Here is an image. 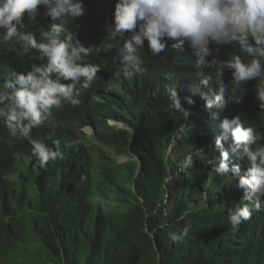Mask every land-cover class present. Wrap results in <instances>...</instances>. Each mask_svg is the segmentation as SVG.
<instances>
[{"label": "trees", "instance_id": "obj_1", "mask_svg": "<svg viewBox=\"0 0 264 264\" xmlns=\"http://www.w3.org/2000/svg\"><path fill=\"white\" fill-rule=\"evenodd\" d=\"M116 2L83 0L84 15L65 23L75 39L90 49L80 63L100 67L88 88L83 87V77L76 82L52 74L61 84L75 85L72 95L79 104L62 101L29 137L23 135V125L12 136L5 126L7 114L0 115V264H17L16 254L28 252L34 259L47 257L56 264H264V207L234 228L226 217L217 218L223 212L230 213L236 204L227 190L228 181L190 163L183 177L163 184V175L153 161L152 144L153 137L159 145L168 140L169 127H162L171 121L175 91L181 105L180 109L175 107V123L182 112H189L188 145L191 126L196 144L198 134L205 142L225 130L226 120L239 117L245 127L260 134L250 146L252 151L264 153V109L260 107L264 101L259 99L258 89L264 86V78L241 82L234 92L231 71L224 68L222 78L216 71L221 62L233 56H240L245 63L251 61L238 43H210V55L204 57L210 66H198V50L191 47L190 40L173 48L178 42L167 38L165 51L155 56L145 40L137 52L142 60L139 70L130 69L131 76L125 77L120 49L132 33L110 38ZM48 11L47 6H38L34 20L25 14L18 33L46 43L44 33L54 23H61ZM5 33L0 29V87L6 80L14 81L18 74L26 75L48 62L39 49L18 37L5 41ZM221 85L225 103L219 107L220 116L210 119L199 108L201 96L214 98ZM198 87V96L192 98ZM0 108L6 112L5 105ZM109 118L138 124L139 134L131 142L129 131L107 125ZM165 118H169L167 122ZM86 127L125 153L130 154V148L134 151L135 160L128 164L130 179L113 180L112 169L99 160L87 140ZM30 139L44 143L55 157L50 155L42 163ZM221 145L230 150V141L223 140ZM217 154V147L211 144L202 158ZM228 156L237 158L232 153ZM105 196L116 198L117 206L108 208L116 219L101 226L100 217L94 216L101 213L90 211L88 205ZM121 228L126 232L119 237ZM185 229L187 236L182 240L171 239L172 235L183 236Z\"/></svg>", "mask_w": 264, "mask_h": 264}, {"label": "clouds", "instance_id": "obj_2", "mask_svg": "<svg viewBox=\"0 0 264 264\" xmlns=\"http://www.w3.org/2000/svg\"><path fill=\"white\" fill-rule=\"evenodd\" d=\"M48 7V15L53 20L61 23L53 24L49 32L44 33L46 43H37L32 35L18 33V27L23 26L25 14L30 19L36 18L38 6ZM85 13L83 0H0V29H5L3 35L5 41L13 37L26 41L32 48L39 49L48 62L43 67H34L25 74H18L15 80H6L0 87V115L7 114L6 128L12 136L17 135V127L23 125V135L29 137L34 128L40 127L47 115L54 107H59L62 101H68L72 105L79 104L74 98L73 88L75 85H64L58 80L52 79V74L57 73L65 80L79 82L84 78L83 87L88 88L96 78L99 66L80 63L83 56L90 53V49L83 47L78 39L65 27L66 21H72L82 17ZM139 29L136 31V29ZM110 38L123 36L127 32L132 33L131 40L124 42L120 49L125 77H130V69L139 70L142 63L137 54L138 48L143 47L145 40L153 56L162 53L167 47L165 38L178 43H173V48H178L186 40L191 41V47L197 49L200 59L198 66H210L206 64L204 57L210 55V43L239 44L241 51L252 57L245 63L240 56L219 64L216 71L218 78L223 77V69L227 68L232 73L233 91L241 87V82L264 78V0H117L114 10V27L109 30ZM61 34L64 38L61 39ZM75 41V42H74ZM108 47H111L109 44ZM43 58V57H41ZM215 64V61L212 62ZM117 76L120 72L116 73ZM206 84L207 81H204ZM259 99L264 101V86H259ZM200 87L192 92V98L199 94ZM225 88H219V94L202 95V103L199 108L207 112L208 118L220 116L219 107L225 103ZM175 106L171 107V121L169 122L168 140H162L160 145L155 137L152 138L153 161L162 173V183L167 184L178 176L185 174L190 163L191 167L202 168L208 175H221L228 181L227 190L236 204L243 207L230 211V221L234 228L249 221L254 215L261 212L264 207V153L253 152L251 145L254 144L260 134L255 133L251 127H245L239 117L232 121H225V130L214 133L209 140L203 142L201 134L197 136V143L193 147L179 145L182 134V126L188 131L187 122L189 112H182L178 124L175 123L176 108L180 109V101L176 99V93H172ZM188 103L193 101L188 98ZM176 107V108H175ZM264 109V104L260 105ZM188 118L186 120V117ZM206 117V118H207ZM221 119V117H219ZM167 119V118H165ZM204 120V119H203ZM27 122L24 124V122ZM200 123V118H199ZM107 125L118 126L131 133V142L139 134L138 124H129L114 118L107 120ZM123 125V126H120ZM178 134L176 141L175 133ZM178 131V132H177ZM83 132L87 136L91 147L99 157L106 162L107 167L112 169L113 180L130 179L128 164L135 160V153L131 149L130 154L122 153L121 148L106 143L97 135L92 127H86ZM175 139V143L174 140ZM230 141V150L222 147L221 142ZM33 151L37 153L42 163L47 162L50 155L54 158L56 153H50L42 142L30 139ZM214 144L218 154L202 158L205 149ZM190 147H192L190 149ZM117 151L129 157L126 163H121L114 154ZM175 151V154H173ZM232 153L237 158L229 157ZM178 159V161H173ZM167 167H164V161ZM259 160V162H258ZM180 161V162H179ZM173 162V163H172ZM172 164L177 168H173ZM175 177V178H174ZM165 178L167 180L165 181ZM108 189V188H107ZM114 194V191H110ZM248 195V196H247ZM254 197V200H252ZM202 198V197H200ZM248 199L249 201H246ZM229 203V201L227 200ZM232 202V200H231ZM15 203L12 202V204ZM117 206L116 198L105 196L100 202L89 203L90 211H99L100 225H110L116 218L113 212L108 210ZM118 232L122 237L126 229ZM187 236V229L183 236L172 235L173 241L182 240ZM32 252L16 254L17 264H56L54 260L46 258H33Z\"/></svg>", "mask_w": 264, "mask_h": 264}, {"label": "bare ground", "instance_id": "obj_3", "mask_svg": "<svg viewBox=\"0 0 264 264\" xmlns=\"http://www.w3.org/2000/svg\"><path fill=\"white\" fill-rule=\"evenodd\" d=\"M168 111V110H167ZM166 112V111H165ZM168 119L169 118H167V119H165V121L167 122L168 121ZM54 120V119H53ZM170 126V124L169 125H167V123H164V125H163V127H162V129L163 130H168V127ZM182 134H183V138H182V143L183 144H181V143H179V145L181 146V145H183V146H187V131L183 128V126H182ZM178 132V131H177ZM173 133H175L174 131H173ZM155 134V131L153 130V135ZM179 134V133H178ZM178 134H176L175 133V137L174 138H176V141L178 140ZM168 135H170V132H168ZM195 129H194V127L193 126H191V131H190V143H191V145H193L194 144V141H195ZM174 141V143L176 142L175 141V139L173 140ZM133 142V141H132ZM122 150V153L124 152V150L123 149H121ZM130 150H131V148H130ZM169 160H165L164 161V167H167V162H168ZM173 161H178V159H175L174 158V160ZM170 162V161H169ZM180 162V161H179ZM173 163V162H172ZM172 166H173V168L175 169V168H177V166L176 165H174V164H172ZM248 196V195H247ZM246 201H249L248 199H245ZM252 200H254V197H253V199ZM242 205H248V207H250L252 204H253V202H250L249 204H245V203H241ZM242 205H235V208H238V207H243ZM78 209V208H77ZM227 213V214H226ZM230 216H231V214L229 213V212H223L221 215H218V219H220V218H224V217H226L229 221H227L229 224L231 223V221H230ZM118 241H119V243L121 242V240H120V238L118 239ZM121 253H123V252H121Z\"/></svg>", "mask_w": 264, "mask_h": 264}, {"label": "rangeland", "instance_id": "obj_4", "mask_svg": "<svg viewBox=\"0 0 264 264\" xmlns=\"http://www.w3.org/2000/svg\"><path fill=\"white\" fill-rule=\"evenodd\" d=\"M156 122H157V124L160 123L159 115L156 116ZM120 126H123V125H120ZM114 154L119 158L121 163H126L129 160V157L125 154L119 153L117 151H115ZM173 154H175V151H173ZM166 180H167V178H165V181Z\"/></svg>", "mask_w": 264, "mask_h": 264}]
</instances>
